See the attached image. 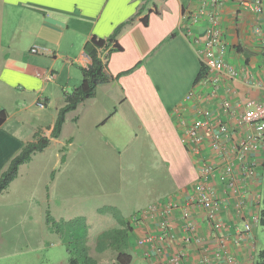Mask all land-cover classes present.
I'll return each instance as SVG.
<instances>
[{
  "label": "crops",
  "instance_id": "1",
  "mask_svg": "<svg viewBox=\"0 0 264 264\" xmlns=\"http://www.w3.org/2000/svg\"><path fill=\"white\" fill-rule=\"evenodd\" d=\"M203 2L204 0H0V111L4 109L8 112L7 119L0 125V171L27 142L35 140L37 136L62 141L60 136L52 137L56 115L65 103V94L80 85L82 69L87 68L91 62L84 51V43L92 35L107 37L117 26L132 19L118 38L123 49L113 52L109 57L108 70L112 78L106 83H100L93 97L67 114L69 120L76 122L83 131L79 142L85 141L88 144L86 152L76 150L69 159L65 157L64 163L67 164L64 165L63 172L68 176L70 186L76 184L79 189L71 196L82 198L88 195V188L82 182L87 180L85 174L89 170L96 174L97 180H103L101 174L114 164L118 165L119 171L117 178L114 176V181L132 182L135 175H129L125 172L126 168L123 171L119 166L128 160H135L134 155L138 150L131 151L129 147L133 146L136 138L140 140L143 137L148 139L146 143L151 150L145 151L148 155L139 153V156L155 160L153 168L166 174V187L163 185V190L157 192L152 189L157 183L153 186L150 183V189L139 192L137 209L177 196L192 187L197 182L199 171L195 156L182 141L178 124L180 116L192 117L194 108L199 105L215 110L221 98L226 96L233 101L246 98L264 101V89L258 84V79L264 74L262 36L255 30L260 27L264 35V6L262 13H256L253 10L255 0H226L220 9L221 24L228 42L226 59L241 69L239 78L232 83L237 95H227L225 87L220 86L219 96L211 98L208 87L204 89L206 98L202 101H185L186 95L197 85L196 78L201 69L197 50L200 46L195 44V37L204 36L202 23L191 26L193 34H189V14L196 11ZM145 18L148 20L147 24L144 23ZM34 46L48 52L33 53L31 49ZM185 57H189L191 62V71L187 75L184 72H187L189 65L186 66ZM129 70L132 71L124 74ZM45 71L53 72L54 78L47 80L41 76L40 73ZM177 84L180 85L179 89L176 88ZM99 88L106 91L105 99L110 103L106 105V102H98L100 109L96 115L105 116L96 119L90 130L88 126L85 127L86 120L78 110L92 98L101 100ZM40 98L46 99L45 107L37 104ZM120 112L123 121L114 129L118 121L110 126L108 124ZM105 127L110 138L100 130ZM241 133L244 135L246 131ZM68 141L70 145L73 143L71 137ZM88 149L95 151L89 153ZM104 149L107 150L106 156L101 151ZM56 153L60 156V152ZM203 155L208 162L218 167L217 172L224 169L225 160L217 153L204 148ZM131 156L133 158L129 159ZM258 158L259 177L246 196L245 208L251 213L264 206V139ZM156 178L158 177L155 176L153 180L156 181ZM143 180L150 182L152 179L144 177ZM110 183L107 182V186ZM97 186L98 190L92 192L91 196L102 195L104 187ZM159 186L160 183L158 188ZM258 188L261 190L260 202L254 204L253 193ZM218 189L220 197L225 200L221 217L242 227V221L236 217L233 209L237 194L224 186H219ZM126 201L128 197L117 201L114 207H108L119 214L121 221L128 222L133 215L125 218L121 210ZM72 202L65 201L64 207L68 208ZM97 209L102 208L98 206ZM198 221L200 234L207 238V244L211 252H214L219 244L213 239L208 222L202 215ZM258 227L259 225L254 227L252 241H244L238 245L229 243V249L241 264H253L258 252ZM233 229L229 231L231 236L235 234ZM176 232L180 233L179 229ZM130 243L135 256L145 260L137 245L131 240ZM191 252L194 253L192 250ZM215 264L226 262L219 259Z\"/></svg>",
  "mask_w": 264,
  "mask_h": 264
},
{
  "label": "built area",
  "instance_id": "2",
  "mask_svg": "<svg viewBox=\"0 0 264 264\" xmlns=\"http://www.w3.org/2000/svg\"><path fill=\"white\" fill-rule=\"evenodd\" d=\"M225 1L204 0L196 11L189 14V34H193L191 26L199 23L204 26V36L195 37V44L200 46L198 55L207 74L189 91L186 102L202 101L206 98L204 89L208 87L211 98L219 96L220 86L225 87L227 95H237L232 83L239 78L241 69L225 56L228 42L220 16ZM263 6V0H255L253 10L262 13ZM255 30L262 36L264 53L263 32L260 27ZM31 51L48 52L38 46ZM40 75L47 80L55 76L50 71ZM258 84L264 89V74L258 79ZM38 105L45 107L46 100L40 98ZM193 111L192 117L181 115L178 124L182 141L197 162V182L181 194L152 203L134 214L129 220V235L149 264H215L219 259L226 264H241L229 249V243L238 245L252 241L254 227L260 221L258 211L249 212L245 204L249 189L256 184L259 176L258 154L263 147L264 101L253 98L233 101L226 96L221 98L215 110L199 105ZM243 130L246 131L244 135L241 133ZM204 148L225 160L224 169L217 172L218 167L204 158ZM219 186L237 194L233 209L242 221V227L221 217L225 200L218 193ZM253 195V203L259 204L260 192L256 190ZM201 215L208 222L213 239L219 244L214 252H211L207 238L200 234L198 218ZM177 229L180 233L176 232ZM231 229L235 231L233 236L229 234Z\"/></svg>",
  "mask_w": 264,
  "mask_h": 264
},
{
  "label": "rangeland",
  "instance_id": "3",
  "mask_svg": "<svg viewBox=\"0 0 264 264\" xmlns=\"http://www.w3.org/2000/svg\"><path fill=\"white\" fill-rule=\"evenodd\" d=\"M184 59L187 60L186 66L191 63L189 57ZM190 69L189 65L184 75L189 74ZM179 86L177 84L176 88L179 89ZM168 87L170 88L171 84ZM105 94L106 91L99 88L101 100L92 98L78 110L86 120L85 127L88 126L90 130L96 119L105 116L96 115L100 109L98 102L102 104L106 102V105L110 103L106 101ZM67 117L59 135L62 141H51L42 151L36 152L28 163L21 165L17 179L0 193V264H69L71 258L82 260L85 255L102 263H111L116 258V252L112 249L104 251L97 249L99 236L107 230L124 227V223L119 221V214L108 206L114 207L117 201H123L128 197V201L121 206L123 217L127 218L130 214L134 215L140 211L137 209L140 202L139 192L143 193L150 189V183L151 186L157 183L152 187L153 190L157 192L163 190L166 174L160 169L153 168L154 159L139 156V153L151 150L146 143L148 139L143 137L140 140L136 138L133 146L129 147L131 151L138 150L134 155L135 160H128L119 166L122 170L126 168L125 172L129 175H135L132 182L114 181L119 173L117 164L101 174L103 180H97L96 174L89 170L85 174L87 180L82 182L83 186L88 188L89 196L72 197L71 194L79 189L76 184L70 186L68 176L66 177L63 172L64 165L67 164L64 163L65 157L69 159L76 150L86 152L88 144H85V141L79 142V136L83 131L75 124L76 122L70 121L69 116ZM116 121L118 124L113 127L114 129L123 121L121 112L108 125L115 124ZM100 130L104 136L110 138L106 127ZM70 137L73 139L71 145L68 141ZM88 150L89 153L95 151ZM101 151L106 156L107 150ZM56 152H60V156ZM132 158L133 156L129 157ZM155 176L158 177L156 181L153 180ZM144 177H151L152 180L145 182ZM107 182L111 183L107 186ZM97 185L104 187L102 195L91 196L92 192L98 190ZM67 200L73 202L65 208L64 202ZM98 206L102 209L98 210ZM257 234V248L260 250L264 248V226L259 225ZM130 244L129 241V250L132 252ZM132 264L148 263L134 254Z\"/></svg>",
  "mask_w": 264,
  "mask_h": 264
},
{
  "label": "trees",
  "instance_id": "4",
  "mask_svg": "<svg viewBox=\"0 0 264 264\" xmlns=\"http://www.w3.org/2000/svg\"><path fill=\"white\" fill-rule=\"evenodd\" d=\"M133 20L124 22L117 26L111 35L107 37H99L92 35L84 43V51L91 59L87 68L82 69V82L75 87L71 92L65 94V103L61 106L56 115L55 126L52 137H59L62 127L66 121L67 114L75 110L85 100L93 97L96 93L97 86L100 83H106L112 78V74L108 70V60L110 55L115 51H121L123 47L119 43V36ZM144 23L148 20L145 18ZM133 70V69H132ZM132 70L124 72V74ZM207 69L201 63L200 72L197 75L196 82L206 76ZM8 112L0 111V125L7 119ZM51 142L48 137L37 136L35 140L27 142L21 150L15 154L7 166L0 171V193L5 190L19 174L21 165L29 162L36 152L42 151ZM260 221L259 225L264 226V206L259 210ZM119 221L120 218H119ZM124 227L107 230L100 235L97 249L102 251L112 249L116 252V258L111 263H102L85 255L82 260L71 258L69 264H132L134 254L129 250V222L121 221ZM253 264H264V248L258 250L255 254Z\"/></svg>",
  "mask_w": 264,
  "mask_h": 264
},
{
  "label": "clouds",
  "instance_id": "5",
  "mask_svg": "<svg viewBox=\"0 0 264 264\" xmlns=\"http://www.w3.org/2000/svg\"><path fill=\"white\" fill-rule=\"evenodd\" d=\"M33 48V47H32ZM207 74V73H206ZM198 82V81H197ZM197 84V83H196ZM46 100V99H45ZM39 101V100H38ZM37 104H38V102H37ZM46 106V105H45ZM264 139V138H263ZM262 146H263V143H262ZM262 149H263V147H262ZM261 153V152H260ZM258 156H259V154H258ZM259 159V158H258ZM260 162V161H259ZM259 173H260V167H259ZM259 177V176H258ZM257 191H259L260 192V194H261V190L258 188V190ZM261 197V196H260ZM159 202V201H158ZM260 202V201H259ZM145 208V207H144ZM143 209V208H142ZM142 209H140V210H142ZM259 211V210H258ZM259 213V212H258ZM129 222V221H128ZM257 225H259V223L257 224ZM129 234V233H128ZM129 240H131V242H134L132 239H131V237H130V235H129ZM136 244V243H135ZM139 249V248H138ZM134 254V253H133ZM145 259V258H144ZM146 260V259H145ZM146 262L149 264V262L146 260Z\"/></svg>",
  "mask_w": 264,
  "mask_h": 264
}]
</instances>
